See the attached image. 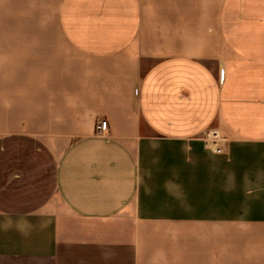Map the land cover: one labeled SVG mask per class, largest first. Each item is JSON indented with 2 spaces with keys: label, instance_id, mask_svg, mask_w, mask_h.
Masks as SVG:
<instances>
[{
  "label": "crops",
  "instance_id": "0c3cea01",
  "mask_svg": "<svg viewBox=\"0 0 264 264\" xmlns=\"http://www.w3.org/2000/svg\"><path fill=\"white\" fill-rule=\"evenodd\" d=\"M156 1L0 0V264H264V0Z\"/></svg>",
  "mask_w": 264,
  "mask_h": 264
},
{
  "label": "rangeland",
  "instance_id": "374dc122",
  "mask_svg": "<svg viewBox=\"0 0 264 264\" xmlns=\"http://www.w3.org/2000/svg\"><path fill=\"white\" fill-rule=\"evenodd\" d=\"M159 5L155 8H151L154 11V14L156 16H162L159 17L161 19L158 20H167V21H175L176 17H185L186 21L183 22V24H180L179 22H156L155 24H151V26H154L157 31H163V30H169V31H179L186 29L188 31V35L192 36L195 31L199 30L201 27V24L196 22V10L192 6L188 7H176V6H169L164 5L165 3H170L169 1L164 0H157L156 1ZM173 2V1H172ZM211 23H205L204 29L205 30H211L212 29ZM182 26V28H180ZM200 26V27H199ZM107 132V131H106ZM240 149L236 150V155L238 158V161L236 166V172L241 174L245 168L243 167L244 162L249 164V168L252 169V175L248 173L249 177H252V184L251 187L256 189L253 198L251 200L244 199V198H238V203L240 202L241 206L244 208V205H250L251 209L254 212H260L261 209L264 208V183L259 181L255 178V175L258 176V174L261 173V171H264V147H253V146H241L238 147ZM234 153V152H233ZM230 155L226 154L223 157H228ZM234 165V164H233ZM247 186V184H246ZM244 185L242 183H237L236 185V191L237 195H241V192L243 190ZM262 188V189H261Z\"/></svg>",
  "mask_w": 264,
  "mask_h": 264
},
{
  "label": "built area",
  "instance_id": "2783aa9c",
  "mask_svg": "<svg viewBox=\"0 0 264 264\" xmlns=\"http://www.w3.org/2000/svg\"><path fill=\"white\" fill-rule=\"evenodd\" d=\"M220 78L224 79L223 70H221ZM96 130H97V134L99 135L106 133L107 122L105 120H100L97 124ZM223 140L224 139L220 136V134L217 131H212L206 135L204 139V144L206 148L212 150L215 154H223L224 153V149L222 145Z\"/></svg>",
  "mask_w": 264,
  "mask_h": 264
}]
</instances>
